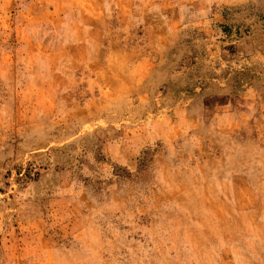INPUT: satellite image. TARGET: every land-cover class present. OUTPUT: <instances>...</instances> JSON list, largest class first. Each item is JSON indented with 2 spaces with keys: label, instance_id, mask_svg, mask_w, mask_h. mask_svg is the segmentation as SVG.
<instances>
[{
  "label": "rangeland",
  "instance_id": "1",
  "mask_svg": "<svg viewBox=\"0 0 264 264\" xmlns=\"http://www.w3.org/2000/svg\"><path fill=\"white\" fill-rule=\"evenodd\" d=\"M0 264H264V0H0Z\"/></svg>",
  "mask_w": 264,
  "mask_h": 264
}]
</instances>
